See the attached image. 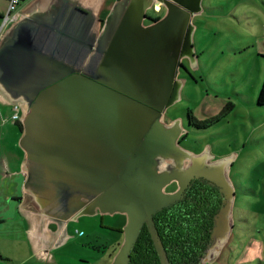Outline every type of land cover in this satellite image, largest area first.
<instances>
[{"label": "crops", "instance_id": "1", "mask_svg": "<svg viewBox=\"0 0 264 264\" xmlns=\"http://www.w3.org/2000/svg\"><path fill=\"white\" fill-rule=\"evenodd\" d=\"M7 10L0 0V27ZM19 15L0 33V264H128L142 225L180 197L151 163L177 165L184 189L199 176L220 184L182 171L162 144L196 12L183 0H24Z\"/></svg>", "mask_w": 264, "mask_h": 264}, {"label": "rangeland", "instance_id": "2", "mask_svg": "<svg viewBox=\"0 0 264 264\" xmlns=\"http://www.w3.org/2000/svg\"><path fill=\"white\" fill-rule=\"evenodd\" d=\"M183 2L195 10V25L184 60L188 71L172 76L181 84L162 119L166 124L163 148L171 154L169 150L176 147L179 152L172 160L182 171L209 169L220 179V184L215 183L222 187L226 203L218 222L226 211L231 220L224 219L228 231L225 228L226 235L215 240L217 222L216 236L202 264L215 259L219 264H258L259 258L264 262V107L257 105L253 85L255 64L260 62L264 70V0ZM237 93L246 94L253 103L239 100ZM227 101L234 108L225 119L205 130L190 127L188 136L177 140L182 123L187 126L189 110L199 117L219 115ZM176 166L156 160L151 171L172 178L162 186L164 192L181 195L186 183L176 177ZM243 237L252 242L246 249Z\"/></svg>", "mask_w": 264, "mask_h": 264}, {"label": "trees", "instance_id": "3", "mask_svg": "<svg viewBox=\"0 0 264 264\" xmlns=\"http://www.w3.org/2000/svg\"><path fill=\"white\" fill-rule=\"evenodd\" d=\"M257 105L264 107V81ZM233 108L232 103H227L218 116L203 121L188 111L189 125L208 129L226 118ZM225 203L221 186L202 176L193 178L179 198L142 225L128 254V264H202L213 244Z\"/></svg>", "mask_w": 264, "mask_h": 264}, {"label": "built area", "instance_id": "4", "mask_svg": "<svg viewBox=\"0 0 264 264\" xmlns=\"http://www.w3.org/2000/svg\"><path fill=\"white\" fill-rule=\"evenodd\" d=\"M8 3V10L6 15L3 18L2 25L0 27V33H2L8 26L18 22L20 15H19V8L24 0H5ZM194 15V13H192ZM17 115L14 116V120H17ZM80 235H83L80 232Z\"/></svg>", "mask_w": 264, "mask_h": 264}, {"label": "water", "instance_id": "5", "mask_svg": "<svg viewBox=\"0 0 264 264\" xmlns=\"http://www.w3.org/2000/svg\"><path fill=\"white\" fill-rule=\"evenodd\" d=\"M202 177H204V176H202ZM205 178H207V177H205ZM207 179H209V178H207ZM210 180V179H209ZM211 181V180H210ZM213 182V181H212ZM215 183V182H214ZM135 242V241H134Z\"/></svg>", "mask_w": 264, "mask_h": 264}, {"label": "flooded vegetation", "instance_id": "6", "mask_svg": "<svg viewBox=\"0 0 264 264\" xmlns=\"http://www.w3.org/2000/svg\"><path fill=\"white\" fill-rule=\"evenodd\" d=\"M83 233V232H82ZM84 234V233H83Z\"/></svg>", "mask_w": 264, "mask_h": 264}]
</instances>
